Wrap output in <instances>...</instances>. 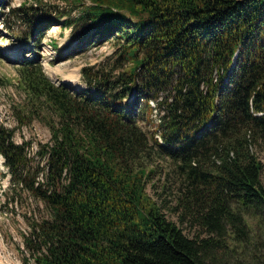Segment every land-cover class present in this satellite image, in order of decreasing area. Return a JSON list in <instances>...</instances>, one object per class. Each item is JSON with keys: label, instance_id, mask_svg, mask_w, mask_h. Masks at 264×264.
Here are the masks:
<instances>
[{"label": "trees", "instance_id": "1", "mask_svg": "<svg viewBox=\"0 0 264 264\" xmlns=\"http://www.w3.org/2000/svg\"><path fill=\"white\" fill-rule=\"evenodd\" d=\"M63 1L7 3L34 53L18 63L16 109L50 132L35 162L0 124L10 188L49 211L25 239L33 264H264V0ZM54 24L81 29L69 57L117 46L80 68V87L54 83L38 59ZM164 158L173 211L205 236L147 191Z\"/></svg>", "mask_w": 264, "mask_h": 264}, {"label": "rangeland", "instance_id": "2", "mask_svg": "<svg viewBox=\"0 0 264 264\" xmlns=\"http://www.w3.org/2000/svg\"><path fill=\"white\" fill-rule=\"evenodd\" d=\"M42 1L65 7L63 0ZM0 2L3 3L0 5V124L13 130L15 142H27L29 154L37 162L40 159L36 151L41 144L50 140L49 128L41 119L42 117L31 118L27 111L21 115V112L16 109L23 99V93L16 83L18 63L24 57L34 58V53L16 40V34L27 33V28L20 24L16 16L7 14L8 2L10 8H16L23 4H35V0H0ZM75 13L73 12L72 16ZM64 18L62 17L61 20ZM80 31L81 29L72 31L71 27L54 24L42 38L38 59L44 72L56 84L64 82L74 87L82 86L80 68L106 62L107 57L117 47L112 41H106L98 47H92L84 53L69 57L67 55L69 49L76 44ZM19 36L23 37V35ZM140 124L147 127L142 121ZM254 150L261 159L262 153L258 148ZM2 161H0V264H33L31 251L25 239L31 237L33 222L46 218L49 211L42 201L27 191L10 188V177ZM157 162V172L153 177L154 185L148 182L147 191L161 204L165 216L183 228L185 234L205 236L198 227L184 219L181 222L178 220V214L173 211L174 195L178 185L177 172L170 160L164 158L158 159ZM261 182L264 186V171L261 174ZM31 239L34 240V238ZM254 249L252 245L238 246L236 252L231 251L230 256L239 257L241 250L253 251Z\"/></svg>", "mask_w": 264, "mask_h": 264}, {"label": "bare ground", "instance_id": "3", "mask_svg": "<svg viewBox=\"0 0 264 264\" xmlns=\"http://www.w3.org/2000/svg\"><path fill=\"white\" fill-rule=\"evenodd\" d=\"M77 75V74H76ZM0 161H2V158L0 157Z\"/></svg>", "mask_w": 264, "mask_h": 264}, {"label": "water", "instance_id": "4", "mask_svg": "<svg viewBox=\"0 0 264 264\" xmlns=\"http://www.w3.org/2000/svg\"><path fill=\"white\" fill-rule=\"evenodd\" d=\"M1 156V155H0ZM3 160V159H2Z\"/></svg>", "mask_w": 264, "mask_h": 264}]
</instances>
